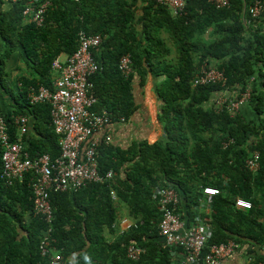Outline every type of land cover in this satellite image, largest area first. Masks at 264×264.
<instances>
[{
	"label": "trees",
	"instance_id": "1",
	"mask_svg": "<svg viewBox=\"0 0 264 264\" xmlns=\"http://www.w3.org/2000/svg\"><path fill=\"white\" fill-rule=\"evenodd\" d=\"M253 1L228 0L227 7L216 8L209 0H189L183 14L172 17L152 0H53L40 27L23 23V3L13 4L2 35L12 47L22 48L32 71V78H21L18 87L23 99L18 114L32 118L30 131L22 137L32 158L42 154L55 158L59 147L49 106H29L27 90L51 88L52 62L76 51L80 32L102 37L92 51L99 67L90 78L97 98L94 111L126 121L135 111L133 75L142 82L148 73L159 79L158 120L164 140L142 142L129 155L117 151L116 161L104 158L109 145H101L98 167L101 173H114L110 183L50 195L52 236L62 264H173L172 251L176 262L179 250L160 242L154 188L176 191L177 212L187 225L197 216L206 218L210 235L203 254L230 241L235 246L264 245V29L260 19L245 24ZM126 54L133 72L128 77L118 70L119 59ZM203 64L222 70L225 84L193 86ZM247 86L250 98L238 113L216 110L218 97L230 93V98H238ZM6 121L13 138L12 120ZM254 151L261 163L256 174L244 167ZM131 161L122 177V165ZM205 186L217 188L219 194L205 196ZM236 198L249 201L251 207L236 208ZM121 203L136 227L117 235L112 225ZM32 205L27 181L6 186L0 162V264H48L38 251L45 225L32 217ZM130 244L145 249L137 261L126 256Z\"/></svg>",
	"mask_w": 264,
	"mask_h": 264
},
{
	"label": "built area",
	"instance_id": "2",
	"mask_svg": "<svg viewBox=\"0 0 264 264\" xmlns=\"http://www.w3.org/2000/svg\"><path fill=\"white\" fill-rule=\"evenodd\" d=\"M12 3H23L22 17L40 27L44 22V14L53 0H11ZM79 2L80 0H71ZM156 5L165 7L172 17L183 14L189 0H152ZM216 8L227 7L228 0H209ZM264 14V0H254L248 8L246 26L254 25ZM264 29V21L262 22ZM102 42V37L78 35L76 51L60 57L52 62L51 69L54 78L51 88L44 86L29 87L26 99L29 106L46 104L49 106L50 126L57 136L59 154L51 158L42 154L32 158L23 142V135L28 130L31 115H18L13 118L17 129V137L11 138L6 118L0 111V162L1 178L6 186L26 180L32 193V217L44 222L45 230L38 245L39 255L48 264H62V255L55 247L52 236L54 213L50 195L53 193L77 192L88 184L110 183L114 173L109 170L101 173L98 167L97 152L101 145L111 142L110 131L113 122L124 123L123 117L114 119L108 113L94 111L97 98L93 93V83L90 78L99 67L92 56V51ZM118 70L128 77L132 73V62L128 54L122 55L118 62ZM225 84L222 70L208 68L203 64L192 79L193 86ZM20 87V84H18ZM250 98V87L247 86L238 98L222 95L216 99V110L225 108L232 115L238 113ZM102 134L96 136L97 133ZM232 142V141H229ZM228 143H223L226 147ZM245 169L256 174L261 167L260 154L257 151L245 160ZM202 193L211 197L219 194L215 187H202ZM115 200L114 191H110ZM153 198L160 212L158 235L164 244L178 249L175 264H220L223 258L230 257L235 248L233 242L213 245L203 254L204 246L209 238L210 229L206 218L197 216L191 226L177 212L178 195L172 188H154ZM234 205L238 209H249L251 203L242 198H236ZM203 210H207L204 203ZM120 234L136 227V223L127 218L120 221ZM145 253V249L133 244L126 248V256L137 261Z\"/></svg>",
	"mask_w": 264,
	"mask_h": 264
},
{
	"label": "crops",
	"instance_id": "3",
	"mask_svg": "<svg viewBox=\"0 0 264 264\" xmlns=\"http://www.w3.org/2000/svg\"><path fill=\"white\" fill-rule=\"evenodd\" d=\"M14 3L11 0H0V111L7 119L12 120L15 116H18L21 112V108L18 104L22 103L23 99L20 96L21 89L18 88L21 78H32V71L28 67L23 50L20 46H11L8 44L2 35V29L6 27L9 22V14ZM28 20L23 19V23ZM261 23L264 21V14L260 17ZM8 50H11L8 55ZM65 56H60V60H64ZM133 73V72H132ZM159 82L158 78H155L151 73L146 75L143 82L140 78L134 74L131 82L133 100L135 102V111L128 120L124 123L113 122L110 126V138L111 142L104 156L105 159L111 158L112 161H116L117 151L129 152L133 149H138L140 143L146 142L148 144L160 143L165 138V131L162 128L158 120V114L160 111V101L156 94V85ZM228 95L225 94V96ZM230 95V93H229ZM229 95L227 97H229ZM27 112L26 109H23ZM241 112L245 113L243 108ZM21 115V114H20ZM30 118L29 125L32 123ZM32 125V124H31ZM9 127V126H8ZM15 130L14 134L17 137V129L13 124ZM9 130V128H8ZM28 131L30 128L28 127ZM102 133H97L96 136ZM131 154L130 152L127 153ZM103 158V160H104ZM131 162L124 163L120 169V174L125 177L126 167ZM112 199V198H111ZM113 200V199H112ZM117 220L112 225L117 235H120L121 219H130L128 210L124 204L117 205ZM201 211V208H200ZM133 222V221H132ZM193 222H189L188 226H191ZM160 242L164 243L162 237ZM172 249V248H170ZM174 250V249H172ZM172 261L174 259V251H172ZM264 261V245L263 246H247L238 245L235 246L230 257L223 258L220 264H263Z\"/></svg>",
	"mask_w": 264,
	"mask_h": 264
}]
</instances>
